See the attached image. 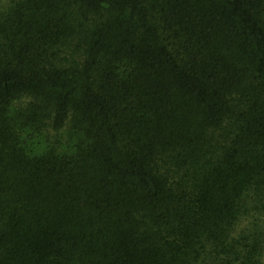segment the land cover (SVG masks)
Wrapping results in <instances>:
<instances>
[{
  "label": "trees",
  "instance_id": "1",
  "mask_svg": "<svg viewBox=\"0 0 264 264\" xmlns=\"http://www.w3.org/2000/svg\"><path fill=\"white\" fill-rule=\"evenodd\" d=\"M262 219L264 0L0 5V264H264Z\"/></svg>",
  "mask_w": 264,
  "mask_h": 264
},
{
  "label": "rangeland",
  "instance_id": "2",
  "mask_svg": "<svg viewBox=\"0 0 264 264\" xmlns=\"http://www.w3.org/2000/svg\"><path fill=\"white\" fill-rule=\"evenodd\" d=\"M6 0H0L2 5ZM31 98L25 96L14 103V107L25 106L29 103ZM26 145L30 151L42 152L48 147L53 146L60 153H72L76 146L81 142V135L76 133L72 127L70 120L66 121L65 126L56 131L52 127H48L39 133L32 134L31 136L25 133ZM248 229L251 233L257 234L263 245V260H264V219L250 223L249 220L241 222L239 229Z\"/></svg>",
  "mask_w": 264,
  "mask_h": 264
}]
</instances>
